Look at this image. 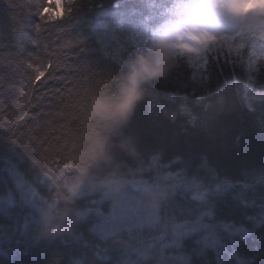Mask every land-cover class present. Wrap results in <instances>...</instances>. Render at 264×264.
I'll return each instance as SVG.
<instances>
[{
    "label": "trees",
    "instance_id": "1",
    "mask_svg": "<svg viewBox=\"0 0 264 264\" xmlns=\"http://www.w3.org/2000/svg\"><path fill=\"white\" fill-rule=\"evenodd\" d=\"M181 2L72 0L49 23L37 14L45 0H0V264H264V64L211 52L199 76L184 60L145 87L122 133L82 114ZM101 137L113 159L93 174L123 176L148 215L113 222V201L79 182ZM126 139L138 157L119 147ZM148 186L167 193L155 212ZM69 213L71 233L46 234Z\"/></svg>",
    "mask_w": 264,
    "mask_h": 264
},
{
    "label": "clouds",
    "instance_id": "2",
    "mask_svg": "<svg viewBox=\"0 0 264 264\" xmlns=\"http://www.w3.org/2000/svg\"><path fill=\"white\" fill-rule=\"evenodd\" d=\"M55 10L63 0H48ZM63 19V17H61ZM239 43L256 46L264 43V0H184L174 9L171 17L156 32L151 44L138 51L134 58L124 62L115 90L107 94H90L82 103L84 118L122 133L134 117L147 85L169 77L182 61L191 63L209 48ZM174 119V117H173ZM119 147L129 156H139L131 139L122 140ZM69 159H79L68 153ZM89 162L79 172V182L92 191L102 192L113 201L119 216L127 214V181L113 174L97 178L93 166L113 159L107 139L98 138L86 149ZM148 207L155 212L167 193L163 187L144 188ZM82 218L83 214H79ZM74 216L69 213L64 223H48L47 235L53 237L71 233Z\"/></svg>",
    "mask_w": 264,
    "mask_h": 264
},
{
    "label": "snow or ice",
    "instance_id": "3",
    "mask_svg": "<svg viewBox=\"0 0 264 264\" xmlns=\"http://www.w3.org/2000/svg\"><path fill=\"white\" fill-rule=\"evenodd\" d=\"M72 4V0H63L61 5L55 9L56 15H53V6L49 4L48 0H45V6H41L39 9V12L37 13L40 17L41 21H47L49 23H55L57 20H62L61 17L65 18V16L69 15L72 11L70 8V5ZM41 25L38 24L36 26L37 32L40 31ZM249 49L248 55L250 59L248 60V65L251 68L254 65H261L264 64V43L259 44V47L257 46H251L249 47L248 45L244 43H237L235 40L233 41L232 48L229 50V52L235 51L236 57L238 60L242 59V50L244 49ZM206 56H207V51H204L201 53V58H202V67L204 68L206 65ZM31 67V65H28ZM44 76V71L42 70H37V74L34 77V81H39L41 77ZM55 78V77H51ZM32 80L29 81V87H31ZM50 92H53L55 95L59 96L61 90L57 89H51L49 90ZM0 128H5V127H0ZM73 146L75 143L72 144ZM46 175L48 173L46 172ZM75 191V186L72 189Z\"/></svg>",
    "mask_w": 264,
    "mask_h": 264
},
{
    "label": "rangeland",
    "instance_id": "4",
    "mask_svg": "<svg viewBox=\"0 0 264 264\" xmlns=\"http://www.w3.org/2000/svg\"><path fill=\"white\" fill-rule=\"evenodd\" d=\"M174 9L170 12V17L172 15ZM156 32H155V34H156ZM236 42L239 43V38H237ZM259 44H260V42L257 41L256 42L257 48L259 47ZM248 46L251 47L252 45L248 44ZM231 48H232V45L231 46L230 45H222V46H217V47H213V48L207 49L206 50L207 51L206 65H205L204 68L202 67V58L201 57L198 60H195V61L191 62L194 65V67H195L196 73L199 76L200 75L203 76L206 73V66H207V60H208L207 57H208V52L209 51L215 50V51H222L223 52L224 49H227V51L229 52V50ZM245 51H247V53H248L249 49L246 48V49L242 50V53H244ZM229 53L236 57L235 51H232V52H229ZM248 57H249V55H248ZM249 59H250V57H249ZM256 66L257 65H254L250 69L253 70V69H255ZM248 81H249V84L248 85L246 84V87H245L246 88V92H248V91L250 92L251 90L255 89V87H256V82H254V79L252 77L249 78ZM263 129H264V127H263ZM125 199H126L127 214L125 216L121 217V216H119V210L117 208H115V210L117 211V214L115 215V217L113 216V219H112L113 222L126 221L129 218L131 219L133 217V215H136V213H138V212L139 213H144L145 216L148 215V209H147V206L144 203V201H142L140 199H137V198H129L127 196L125 197Z\"/></svg>",
    "mask_w": 264,
    "mask_h": 264
}]
</instances>
